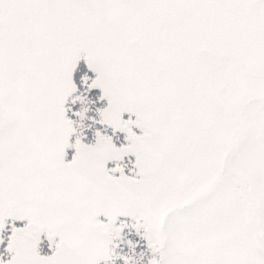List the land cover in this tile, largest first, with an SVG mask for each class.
Returning <instances> with one entry per match:
<instances>
[{
	"label": "rangeland",
	"instance_id": "374dc122",
	"mask_svg": "<svg viewBox=\"0 0 264 264\" xmlns=\"http://www.w3.org/2000/svg\"><path fill=\"white\" fill-rule=\"evenodd\" d=\"M196 1L234 18L227 41L243 47L204 61L194 119L207 125L179 138L186 112L144 78L142 62L158 59L139 54L137 30ZM74 90L102 103L128 142L69 148ZM130 114L141 135L123 122ZM87 118L78 129L90 137L99 116ZM126 214L145 220L153 264H264V0H0V247L11 215L58 238L56 251L36 253L43 242L16 237L0 264H92Z\"/></svg>",
	"mask_w": 264,
	"mask_h": 264
},
{
	"label": "flooded vegetation",
	"instance_id": "af4514ba",
	"mask_svg": "<svg viewBox=\"0 0 264 264\" xmlns=\"http://www.w3.org/2000/svg\"><path fill=\"white\" fill-rule=\"evenodd\" d=\"M197 2L193 6L189 3L175 8L164 7L137 30L144 39V48L139 54L158 59L142 62L144 78L154 82L153 86L162 97L179 96L177 106L186 112L185 119L178 125L179 138H191L193 129L207 125L206 121L194 119L195 88L197 79L203 80L199 70L203 63L206 64L204 61L214 63L215 58L223 61L243 43L242 39L227 41V33L233 31L227 25L234 23V18L229 14L225 17L218 8H211V2L208 6L205 2L203 7H196ZM223 20L227 22L219 26L225 27L217 26ZM166 27H173L172 33H166Z\"/></svg>",
	"mask_w": 264,
	"mask_h": 264
},
{
	"label": "trees",
	"instance_id": "16d2710c",
	"mask_svg": "<svg viewBox=\"0 0 264 264\" xmlns=\"http://www.w3.org/2000/svg\"><path fill=\"white\" fill-rule=\"evenodd\" d=\"M224 16L227 17L225 14ZM226 22L227 20H223L219 22L217 26L225 24ZM219 27H225V25ZM81 59L82 58H80V60ZM74 93V98L70 99H74V103L68 108V111L74 119L75 129L77 130H74L70 136L69 148H75L80 145L84 138H87L86 142L88 145L94 146L100 144L106 138L114 139L118 142L122 139L124 142H128L126 131H121L117 138L114 136V133L117 132L116 129L112 128L110 123L106 121V118L101 115V110L103 108L102 103L98 105L89 103L87 92L85 90H76ZM99 96L104 100L107 98V95L102 94L101 90ZM93 114L95 117L97 114L99 118L96 123L88 127V131L91 133L90 137H88V135H85L84 132L78 129V121L86 119L87 117V119L91 121L90 116L93 117ZM128 116L129 117L127 118L126 115L123 116L124 118L122 117L123 122L125 121L129 127L137 130V135H141L142 129L137 124L139 120L138 115L130 114ZM130 165L132 166H128L129 172L134 169V164L130 163ZM109 167L114 173H119L124 169L121 161L117 158L113 160V164H110ZM113 223V229L106 232L107 256L97 258L92 264H153V262H150L149 260L151 258H157L158 253L155 247L151 248V246L145 245L142 241L145 236V220L143 218L135 217L132 214H126L114 216ZM2 226L3 229L1 236L4 243L0 247V262L7 260V256H5L2 251H6L8 255L13 253V239L16 237L28 235L38 242H43L44 247L39 244L35 246L36 253H41L43 251H47L46 253H52L56 251L58 247L57 236L49 231L47 227L41 226L29 231V224L23 221V219L17 218L13 215L7 216L3 220ZM117 231L119 234L114 235V232L117 234ZM136 246H138L139 249L136 250Z\"/></svg>",
	"mask_w": 264,
	"mask_h": 264
}]
</instances>
